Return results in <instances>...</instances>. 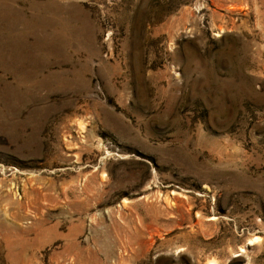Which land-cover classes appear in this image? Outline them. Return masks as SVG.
I'll use <instances>...</instances> for the list:
<instances>
[{
  "label": "rangeland",
  "instance_id": "rangeland-1",
  "mask_svg": "<svg viewBox=\"0 0 264 264\" xmlns=\"http://www.w3.org/2000/svg\"><path fill=\"white\" fill-rule=\"evenodd\" d=\"M210 260L264 264V0H0V264Z\"/></svg>",
  "mask_w": 264,
  "mask_h": 264
},
{
  "label": "bare ground",
  "instance_id": "bare-ground-1",
  "mask_svg": "<svg viewBox=\"0 0 264 264\" xmlns=\"http://www.w3.org/2000/svg\"><path fill=\"white\" fill-rule=\"evenodd\" d=\"M254 240H256V238L255 239H253V241ZM207 264H216L213 260H210Z\"/></svg>",
  "mask_w": 264,
  "mask_h": 264
}]
</instances>
